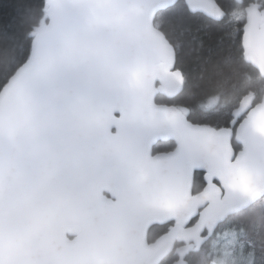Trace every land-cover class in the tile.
<instances>
[{"label":"snow or ice","instance_id":"snow-or-ice-1","mask_svg":"<svg viewBox=\"0 0 264 264\" xmlns=\"http://www.w3.org/2000/svg\"><path fill=\"white\" fill-rule=\"evenodd\" d=\"M226 7L239 9L235 27L224 25ZM21 10L40 12L27 31ZM0 34V264H121L104 250L130 214L105 179L126 159L110 149L158 110L157 96L195 98L241 78L246 91L215 128L226 138L215 137L208 179L195 173L208 214L186 203L177 227L194 226L188 264H264L224 211L264 210V102L255 99H264V0H23ZM164 107L203 127L192 108Z\"/></svg>","mask_w":264,"mask_h":264},{"label":"water","instance_id":"water-1","mask_svg":"<svg viewBox=\"0 0 264 264\" xmlns=\"http://www.w3.org/2000/svg\"><path fill=\"white\" fill-rule=\"evenodd\" d=\"M158 105V110L144 124L126 134L117 148L110 149L126 159L114 163L105 179L120 186L130 214L122 233L104 241V250L115 251L121 264H160L177 243H184L186 251L194 226L185 223L182 229L178 228L177 219L184 221L181 209L186 203H198L204 209L201 215L208 214L207 187L194 192L195 173L200 169L205 173L204 179H208L206 169L217 160L215 137L226 138V133H217L215 127L197 125L190 129L183 123L182 109L169 110L164 103ZM170 140L176 142L173 150L154 153L159 141ZM252 175L250 172V179ZM242 198L240 193L234 197ZM224 211L241 212L231 205H226ZM168 223H173L170 230L151 242L150 229ZM16 250L23 253L25 248L18 245ZM176 252L180 253V249Z\"/></svg>","mask_w":264,"mask_h":264},{"label":"trees","instance_id":"trees-1","mask_svg":"<svg viewBox=\"0 0 264 264\" xmlns=\"http://www.w3.org/2000/svg\"><path fill=\"white\" fill-rule=\"evenodd\" d=\"M23 0H0V23L6 14H12L18 9H22ZM228 15L224 19V25L228 28L235 27V16L240 15L238 8L236 9H226ZM22 17L21 23L23 30L27 31L33 24L39 20L40 12L38 10L33 12H19ZM3 35L0 34V43L3 42ZM233 79H226L222 81L219 85L212 84L206 87L203 91L198 92L195 98L190 97L187 94H183L176 97L173 100H168L166 95L157 96V102L159 103H172L175 105H186L192 108L194 111L191 114L192 119L200 122L202 125L212 127L222 126L228 118V114L238 105L240 96L246 87L244 85L243 79L237 82L236 87H232ZM212 97H217L213 102ZM256 100L260 101L261 96L257 93ZM212 102V104H211ZM204 104L205 107H200L199 105ZM181 109V108H180ZM183 110V109H182ZM176 147L175 141H160L156 144V151H170ZM203 181L198 179L195 175L194 181V192H197L203 186ZM233 219L239 221V226L242 228L244 234L252 239L256 245L258 252L264 250V210H260L255 206L249 207L239 213H235L232 217ZM173 223H168L165 225H154L149 231V239H154L156 236L167 232L172 227ZM214 239V238H213ZM210 242V240L205 241L203 247ZM206 249V248H205ZM206 250H210V247ZM196 256H178L176 253L169 254L160 264H188L189 261H195ZM205 264H212L211 259L207 260Z\"/></svg>","mask_w":264,"mask_h":264},{"label":"flooded vegetation","instance_id":"flooded-vegetation-1","mask_svg":"<svg viewBox=\"0 0 264 264\" xmlns=\"http://www.w3.org/2000/svg\"><path fill=\"white\" fill-rule=\"evenodd\" d=\"M226 9L229 10V9H231V8H227V7H226L225 10H226ZM238 11H239V9H238ZM158 103H159V102H158ZM164 104H169V103H164ZM170 104H172V103H170ZM159 142H160V141H159ZM159 142H158V143H159ZM155 146H156V145H155ZM155 146H154V153H157V152H167V151H156V150H155ZM172 150H173V149H172ZM204 174H205V173H204ZM204 186H205V184H203V186L201 187L200 190H202ZM200 190H199V191H200ZM199 191H197V192H199ZM197 192H195V193H197ZM172 226H173V225H172ZM157 237H159V236H156L154 239H152V240L149 239V240L152 242V241H154ZM183 246H184V243H177L176 246H175V250H174L173 252L176 253L178 256H181V255L183 254V252H184V251H183ZM178 248L180 249V253L176 252V250H177ZM173 252H172V253H173ZM182 256H183V255H182Z\"/></svg>","mask_w":264,"mask_h":264},{"label":"rangeland","instance_id":"rangeland-1","mask_svg":"<svg viewBox=\"0 0 264 264\" xmlns=\"http://www.w3.org/2000/svg\"><path fill=\"white\" fill-rule=\"evenodd\" d=\"M211 104H212V102H211ZM233 219V218H232ZM210 245H211V241L206 245V249H208L209 247H210Z\"/></svg>","mask_w":264,"mask_h":264}]
</instances>
